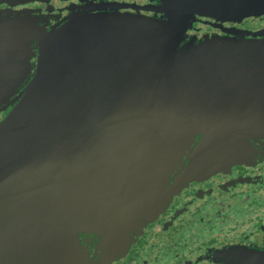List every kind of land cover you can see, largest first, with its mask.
<instances>
[{"label":"water","instance_id":"water-1","mask_svg":"<svg viewBox=\"0 0 264 264\" xmlns=\"http://www.w3.org/2000/svg\"><path fill=\"white\" fill-rule=\"evenodd\" d=\"M262 17L264 0H148L0 24V264H109L190 180L264 154V28L222 27Z\"/></svg>","mask_w":264,"mask_h":264},{"label":"flooded vegetation","instance_id":"flooded-vegetation-1","mask_svg":"<svg viewBox=\"0 0 264 264\" xmlns=\"http://www.w3.org/2000/svg\"><path fill=\"white\" fill-rule=\"evenodd\" d=\"M147 3L148 0H0V24L28 12L38 18L41 26L51 30L61 26L78 6L108 4L119 12H135L138 5ZM248 19L254 23L264 21V17L245 20ZM195 26L198 30L191 32L198 37L212 32L223 34L221 28L210 24L198 22ZM233 26L253 31L264 28V24L222 25L224 29ZM9 70L0 53V89L6 86L2 83L3 76ZM6 99L12 100V104L0 111V120L15 102L14 95H7ZM3 105L1 102L0 107ZM255 153L242 162L190 180L136 235L127 252L109 264H235L237 249L264 255V154L257 150Z\"/></svg>","mask_w":264,"mask_h":264},{"label":"rangeland","instance_id":"rangeland-1","mask_svg":"<svg viewBox=\"0 0 264 264\" xmlns=\"http://www.w3.org/2000/svg\"><path fill=\"white\" fill-rule=\"evenodd\" d=\"M263 24H264V21H257V23H254L253 20H249V19L248 20H245L243 22V25H245V26H252V25H254L255 27H258V26H261Z\"/></svg>","mask_w":264,"mask_h":264}]
</instances>
